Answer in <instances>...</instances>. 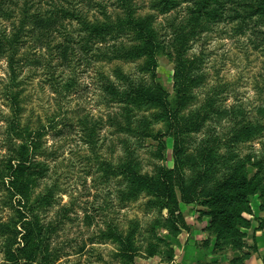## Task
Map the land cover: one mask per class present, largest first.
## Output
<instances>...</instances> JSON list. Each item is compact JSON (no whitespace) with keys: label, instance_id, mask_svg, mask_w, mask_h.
<instances>
[{"label":"trees","instance_id":"trees-1","mask_svg":"<svg viewBox=\"0 0 264 264\" xmlns=\"http://www.w3.org/2000/svg\"><path fill=\"white\" fill-rule=\"evenodd\" d=\"M97 1L52 0L49 8H35L32 12L35 5L28 1L21 6L19 0H0V18L12 20L17 17V10L20 11L18 25H14L11 35L0 33V59L7 60L10 70L5 96L13 113L5 120L3 147L7 148V155L3 168L0 166V187L4 188L9 201L6 206L14 209L16 214L15 222L0 219L3 254L8 264H55L64 256L51 249L56 229L44 224L39 215V210L54 207L56 191L59 190L57 185L33 199L35 189L48 177L50 167L45 161L38 160L47 152L43 148L44 132L25 127L21 119L22 76L26 67L23 60H30L29 54L24 59L21 53L26 38L34 40L32 48L36 50L49 48L47 58L43 57L44 54L40 56L43 63L36 58L32 64H45L51 68L53 86L57 85V90L60 88L59 92L66 96L75 81L58 79L63 77L66 69L75 67L73 64L92 69L99 64L117 61L141 62L138 79L123 73L119 66H114L111 75L95 71L98 89L107 105L160 108L164 117V133L153 136L148 128L133 131L129 125L126 130L156 138L159 141V158H164L162 152L167 149L164 138L171 139L174 163L172 168L159 167L154 175H149L142 174L130 162L113 165L103 161L99 166L101 179L104 182L111 178L120 180L117 190L119 202L131 201L142 193L152 196L158 208L166 212L172 231L179 232L182 228L187 229L180 212L181 204L200 201L209 210L210 230L216 235L219 246L225 240L240 235L248 198L258 192L264 196V148L260 158L255 156L252 162L253 156L247 157L245 163L240 162L234 150L244 140L263 136L264 108L258 109V119L244 122V118H238L241 111H231L212 97L196 106L195 100L204 79V59L203 53L190 54L204 30H210L215 22L233 24L236 34L250 36L254 51H261L264 55V0H149V8L155 13L144 16L138 14L136 0H108L120 13L92 20L88 15L89 7L93 2L99 7ZM81 4L88 7L86 13L84 6L80 8ZM173 12L181 13L179 25L171 35L167 34V39L166 35L162 38L155 25L157 17ZM161 55H166L174 63L173 95L158 81L157 58ZM224 116H229L234 122L233 135L222 140L201 139L194 154H188L192 138L203 133L208 122ZM62 133L63 130H59L56 135L61 136ZM221 146L229 152L219 154ZM232 148L233 152L230 151ZM230 162H233V167ZM248 162L259 168L254 177L248 175ZM187 168L194 172L191 177L186 173ZM222 169L225 170L223 173ZM66 209V206L62 208L64 212ZM86 220L88 225L93 223L90 215ZM134 233L135 230L124 234L114 225H109L108 230L102 233L101 241L111 239L116 242V256L130 264L138 252ZM85 247H81L78 253ZM149 248L147 255L150 257L160 253L156 245ZM171 260L172 250L167 258V261Z\"/></svg>","mask_w":264,"mask_h":264},{"label":"rangeland","instance_id":"rangeland-1","mask_svg":"<svg viewBox=\"0 0 264 264\" xmlns=\"http://www.w3.org/2000/svg\"><path fill=\"white\" fill-rule=\"evenodd\" d=\"M25 1L35 5V8L46 9L52 0H19L22 6ZM149 0H136L138 14H154L149 8ZM99 7L93 2L89 9L90 19H104L106 15L115 16L120 13L112 1L98 0ZM84 5L81 4L80 8ZM79 8V9H80ZM88 7L84 6L86 13ZM181 14V13H180ZM180 14L177 12L158 16L156 28L160 36L167 39L179 25ZM18 17V18H17ZM12 20L0 18V33L11 35L14 25H18L20 11ZM208 25V24H207ZM233 24L213 23L210 30H204L200 41L194 43L191 55L203 53L202 72L204 79L198 91L196 106H200L207 98L212 97L224 107L241 111L239 119H258V109L264 108V55L253 49L250 36H239L232 29ZM32 38H26L22 56L29 54L23 74L22 92V124L30 129H40L44 132L43 148L46 156L39 157L50 167L48 177L35 189L33 199L44 195L46 191L58 187L54 207L39 210L41 221L53 226L56 233L52 238V250H58L64 256L55 264H125L119 260L118 244L111 239L101 241L102 233L114 225L118 231L128 234L135 230L134 241L139 258H151L148 250L156 245L160 253L156 256L167 261L168 254L173 251L179 240L191 242L189 251L198 250L204 258H215L223 264H264V196L258 192L248 198L247 209L243 213L244 222L240 235L232 240H225L219 246L217 237L210 230L211 218L205 205L181 204L187 229L174 232L171 229L165 211L155 204L156 200L145 193L136 199L119 202L117 190L119 181L111 178L108 182L101 179L99 166L103 161L113 165L132 163L142 174L154 175L159 167L172 168L174 163L173 141H167V149L162 152L164 158H159V141L154 137H143L133 134L136 129L148 128L153 136L165 132L164 117L160 108L141 105L127 108L117 105H107L103 102L102 93L98 89L95 71H104L111 75L114 66H119L126 75L139 77L138 67L141 63L120 62L99 64L96 67L85 68L73 64L65 70L59 81L74 80L71 91L66 96L53 86L52 69L45 64L34 65L33 59L44 54L47 58L50 50L42 51L32 48ZM38 51V52H37ZM157 77L160 84L173 95L174 63L166 55L157 58ZM27 61V62H26ZM31 63V64H30ZM30 64V65H29ZM28 65V66H27ZM97 68V69H96ZM89 70V71H88ZM60 72L58 71L57 74ZM10 70L6 59H0V166H3L7 148L3 147L6 122L12 116L10 103L5 96V88L9 83ZM264 114V112H262ZM261 115V114H259ZM264 117V116H263ZM264 125V119L261 122ZM64 124L71 125L66 128ZM127 125L131 131L126 130ZM234 122L229 116L218 118L206 124L203 133L194 136L189 145L188 154H194L201 139H227L233 135ZM53 127H56L53 128ZM63 130L61 136L56 133ZM95 147L93 148V144ZM264 131L262 137L240 142L234 150L238 153L240 162H247V157H261L264 148ZM218 148L219 154H226L229 149ZM233 152V148L230 150ZM245 161V162H244ZM237 162V160H236ZM229 165L233 167V162ZM3 168V167H2ZM249 177L259 173V168L251 162L246 164ZM225 170H221L223 173ZM191 177L193 170L186 169ZM8 195L0 187V219L15 222V210L6 206ZM66 206L64 212L62 208ZM70 209V211H69ZM90 215L93 223L87 224L86 217ZM92 242L94 244H92ZM86 245L83 252L79 249ZM207 255V256H206ZM213 256V257H212ZM155 257V256H153ZM122 261V262H121ZM204 262L207 259H203ZM121 262V263H120ZM220 262V263H221ZM0 264H8L3 254V238L0 237Z\"/></svg>","mask_w":264,"mask_h":264},{"label":"crops","instance_id":"crops-1","mask_svg":"<svg viewBox=\"0 0 264 264\" xmlns=\"http://www.w3.org/2000/svg\"><path fill=\"white\" fill-rule=\"evenodd\" d=\"M190 244V241L186 243L183 242V240H179V243L175 245L176 255L170 262L163 261V258L155 256L151 258H139L136 261V264H223L221 261H218L213 256V258L211 259H209L207 255V258H204V255H202L201 252L198 250H191L190 253ZM203 259H207V261L204 262Z\"/></svg>","mask_w":264,"mask_h":264}]
</instances>
